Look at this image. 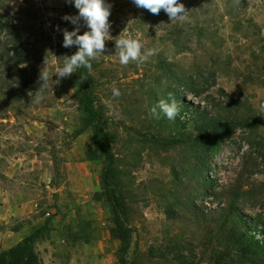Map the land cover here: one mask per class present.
I'll return each mask as SVG.
<instances>
[{
  "label": "rangeland",
  "instance_id": "obj_1",
  "mask_svg": "<svg viewBox=\"0 0 264 264\" xmlns=\"http://www.w3.org/2000/svg\"><path fill=\"white\" fill-rule=\"evenodd\" d=\"M105 3L111 5L112 38L105 41L103 54L91 61L100 109L110 131L122 140H127L122 131L126 127L159 141L114 147L122 157L119 168L127 198L126 225L135 232L126 263L236 264L235 259L226 258L225 235L234 225L228 218L222 227L220 214L235 212L264 227V0H178L187 12L185 19L175 21L163 10L154 15L132 0ZM0 15L18 31L24 54L20 69L30 82V92L24 94L18 87L15 92L21 97H13L8 91L13 82L5 69L0 70V144H10L6 158L25 150L31 155L40 151L48 160L58 147L68 149L69 138L84 116L74 73L67 78L54 74L78 50L75 45L62 46L63 30L74 28L62 19L74 16L72 3L0 0ZM85 31L89 29L81 20L78 34ZM120 38L138 39L144 46L142 52L154 48L157 53L143 64L122 66L115 47ZM168 65L170 71L164 70ZM45 71L50 77L48 87L39 82V74ZM190 75L196 79L191 85L180 83L184 86L180 92L193 109L216 108L255 121L254 127L237 130L221 144L206 174L212 187L209 194L215 197L198 198L197 214L180 207L188 194L182 178L189 191L195 192L189 171L192 155L181 143L192 133L190 122L181 128L159 108V119L151 113L165 100L166 88L175 79ZM113 88L119 89L118 97L113 96ZM38 91L44 96L39 103L35 101ZM88 130L81 141L85 149L92 136ZM109 202L103 196L100 203H94L105 208ZM169 212L175 214L169 217ZM117 251L116 242L108 264H119ZM83 259L82 264L93 263L86 256ZM257 261L264 264V257Z\"/></svg>",
  "mask_w": 264,
  "mask_h": 264
},
{
  "label": "trees",
  "instance_id": "obj_2",
  "mask_svg": "<svg viewBox=\"0 0 264 264\" xmlns=\"http://www.w3.org/2000/svg\"><path fill=\"white\" fill-rule=\"evenodd\" d=\"M76 15H78V9H76ZM21 42L18 31L4 16L0 15V70L5 69L8 72V77L13 82V87L8 86V91L12 93L11 96L16 98L21 97L20 93L15 92L18 87L24 94L30 92L28 90L30 82L26 79L24 71L20 69L24 57ZM174 44L178 45L177 42ZM169 67L170 65L163 69L170 71ZM92 71L89 72L86 68L80 67L74 72V81L78 87V101L83 105L84 116L79 118L77 128L72 132L69 140L74 141L84 131L91 129V141L84 152V157L87 162H99L102 165L100 192L95 193L92 200L100 203L101 197H108L113 221L116 223V227L111 230V236L118 244L116 259L119 264H127L126 260L130 253L131 241L135 232L126 225L127 198L119 168L122 157L121 154L119 155L114 151V147L117 143H122L121 145L135 143L146 146L159 144V141H155L150 136L137 135L126 127L122 128L127 136L126 141L110 131L95 94L96 88ZM195 79L196 76L193 75L175 79L173 84L166 88L164 98L165 101L170 102L169 94H172L179 106V114L174 119L175 122L181 128L187 127L190 122L192 128V133L183 138L181 143L190 148L193 166L189 171L195 192L192 194L189 191L186 184H184L185 178H182L180 181L188 194L185 202L180 207H184L185 210L193 214L200 211L198 205L195 204L198 198L208 195L215 197L213 194H209L212 187L206 174L218 155L221 144L229 140L237 130H248L255 125L253 119L238 118L235 115L229 116L221 113V109L215 110L216 108H214L210 111L193 109L192 104L184 100V95L180 92L184 86H180V83L191 85ZM175 83H178V85H175ZM216 111L217 113H215ZM137 157H140V153ZM228 207H230V204H228ZM230 210L233 211L231 207ZM174 214L175 212H169L167 215L171 217ZM220 216L222 227L227 225L228 218L232 220L234 225L226 231L225 235L227 241L226 258L235 259L236 264H258L257 259L264 257V227L255 220L236 215L235 212H231L226 216L220 214ZM90 231L88 226H84L82 234L72 237V242L79 243L76 241L81 242L86 239L89 237ZM42 233L43 230H40L10 250L1 253L0 264H41L33 251V245Z\"/></svg>",
  "mask_w": 264,
  "mask_h": 264
},
{
  "label": "crops",
  "instance_id": "obj_3",
  "mask_svg": "<svg viewBox=\"0 0 264 264\" xmlns=\"http://www.w3.org/2000/svg\"><path fill=\"white\" fill-rule=\"evenodd\" d=\"M88 133L68 149L58 147L48 160L25 150L6 158L10 144H0V254L43 230L33 245L41 264H82L85 256L92 264H108L116 248L112 209L92 200L100 191L102 165L85 160L81 141ZM84 226L89 237L73 243Z\"/></svg>",
  "mask_w": 264,
  "mask_h": 264
},
{
  "label": "clouds",
  "instance_id": "obj_4",
  "mask_svg": "<svg viewBox=\"0 0 264 264\" xmlns=\"http://www.w3.org/2000/svg\"><path fill=\"white\" fill-rule=\"evenodd\" d=\"M67 3H73L74 7L78 9L76 16H63L62 19L69 21L74 25L72 31L63 30L62 46L70 48L73 45L77 46L78 50L66 57L64 66L58 68L54 74L58 78H67L74 71L80 67L86 68L89 72L92 71V60H96L103 54L105 50V41L111 39L109 35L110 29V9L111 5L106 4L105 0H66ZM134 5L138 8L148 10L154 15H158L163 10L170 21L185 19L187 12L182 3L178 0H132ZM238 2V0H237ZM83 20L89 29L83 34L79 33L80 24ZM116 54L119 57V62L122 66H127L129 62H138L143 64L149 57L157 53L156 49H147L142 52L143 44L138 39L120 38L115 40ZM45 62V61H44ZM49 73L43 72L39 74V82L43 87L49 86ZM58 83V81H56ZM114 97L120 95L117 88L112 89ZM44 96L41 92H37L35 101L41 102ZM170 102L160 100L156 106L151 109L154 118L159 119L157 108L165 114L169 120H174L179 114V106L177 101L169 94ZM264 107V106H262Z\"/></svg>",
  "mask_w": 264,
  "mask_h": 264
},
{
  "label": "water",
  "instance_id": "obj_5",
  "mask_svg": "<svg viewBox=\"0 0 264 264\" xmlns=\"http://www.w3.org/2000/svg\"><path fill=\"white\" fill-rule=\"evenodd\" d=\"M72 10H73V14H74V16H76V9H75V7H74V4L72 3Z\"/></svg>",
  "mask_w": 264,
  "mask_h": 264
}]
</instances>
